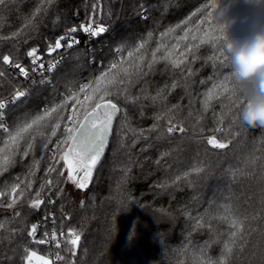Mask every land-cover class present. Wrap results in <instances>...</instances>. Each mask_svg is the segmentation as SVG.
Segmentation results:
<instances>
[{
	"label": "trees",
	"instance_id": "16d2710c",
	"mask_svg": "<svg viewBox=\"0 0 264 264\" xmlns=\"http://www.w3.org/2000/svg\"><path fill=\"white\" fill-rule=\"evenodd\" d=\"M95 2L96 0H55L51 6L45 5L47 11L37 16L36 28L30 30L24 25L32 18L41 0H11L7 6L0 7V53H7L11 47V42L3 38L24 28L25 32L31 31V34L27 43L21 42L18 47L23 63L28 65L29 60L23 55L26 50L37 46L41 51L47 50L49 43L54 42L68 28L85 23L92 15L91 5ZM205 2L207 0H102L103 15L97 12L96 19L108 26L106 34L93 42L83 40L69 50L65 56L67 58L53 73L51 83L41 84L36 80L35 85H29L21 80L12 81L27 86L30 95L9 106L6 125L12 126L45 106L59 103L67 89L87 82L94 74L98 75L107 68L111 61L118 59L114 53L118 45L136 42L152 32L153 37L146 45L149 50V55L145 57L147 61L151 49L160 40L159 34L179 24L180 28L165 37L164 43H177V38L187 30L189 39L180 41V46L176 49L177 56L189 43L194 48L187 53V59L180 68L173 69L170 61H158L146 76L135 83L131 93L141 99L136 104L126 105L129 118L133 128L147 129L153 123V116L161 111L163 105L179 104L181 110L177 113V120L184 121L189 133L196 123V117L202 115V136L212 135L208 129L215 127L213 114L219 115L227 111L223 105L228 104L225 97L229 93L221 94L222 89L217 88L207 111H203L202 102L212 84L222 81L230 68H219L216 71L209 59L215 54V49L211 43L201 42L205 25L201 24V31H196L197 20L203 15L196 10ZM141 5L147 9L146 20L139 15ZM194 12L196 15L192 16ZM230 16L239 18L232 32L241 39L247 38L264 29V0H241L232 9ZM186 20L188 23H184ZM193 34L197 35L196 41L190 39ZM186 65L192 68L193 74L190 77L185 70ZM186 78L188 83L185 86ZM174 81L177 87L172 89ZM10 87L9 82L0 80V98L9 96ZM246 87L250 88L251 85ZM141 89L148 97L155 96L162 89L163 98L153 104L150 98H144ZM229 89L231 90V84ZM91 103L92 101L86 102L85 106ZM118 103L125 106L123 97ZM190 111L192 117H189ZM68 114L66 112L65 116ZM228 122L225 118L222 126L226 127ZM161 123L164 124L165 121ZM118 127L119 124L114 123L109 147L89 188L80 191L71 184L64 185L65 196L58 199L54 194L52 196L56 199L55 206L45 203L39 211L29 210L25 203L27 192L16 206L21 211V217L13 218V209L3 206L11 198L10 186L15 183V178L23 179L27 175L34 157L40 160V164L31 177L32 190L33 193L39 190L45 179L44 172L50 153L42 152L38 143L28 158L17 156L16 162L0 174V191L7 190L9 193L0 197V222L5 223V229H0V264H23L19 248L29 244L27 227L41 224V236L46 229L51 232V219L44 220L49 212L55 213L58 237L61 230L67 232L69 228L81 235L74 261L70 254L63 251L64 243H61V254L68 255L70 264H207L209 257L216 258L221 252L228 239L229 226L224 221L213 220L215 232H209L206 227L194 229L191 217L203 213L210 203L214 210L224 204L249 208V211L252 207H259L262 185L255 179L239 174L233 178L231 173L240 168L251 172L253 169L246 167L245 160L264 158V128H241L228 149H209L206 154L205 149L209 147L206 139L193 138L191 135L165 141L156 139V134L153 133L149 139H140L134 144L130 139L126 140L127 147H122L115 134ZM59 135L58 132L57 136ZM220 136L221 134H217L218 138ZM0 138L6 137L0 134ZM52 139L55 142L56 137ZM166 151L169 155L157 165L156 160ZM198 163L206 165V171L199 176L193 174L190 177L193 181L191 184L183 179L172 184L177 175ZM261 163H264V159L257 163V174ZM125 169L128 170L127 175ZM165 182L168 187L162 189L157 186ZM82 200L85 202L83 207L80 204ZM63 214L70 216V219H63ZM216 214L224 215L223 208L220 207ZM21 219L27 227L9 244L7 237L10 229L16 227ZM205 241L208 243L205 244ZM253 245L257 251L264 249V237L259 233L253 234L243 248L241 242L237 241V246L233 249L234 264H255L256 257L251 255ZM32 249L38 251V254L48 252L44 245H33Z\"/></svg>",
	"mask_w": 264,
	"mask_h": 264
},
{
	"label": "snow or ice",
	"instance_id": "6c2138e0",
	"mask_svg": "<svg viewBox=\"0 0 264 264\" xmlns=\"http://www.w3.org/2000/svg\"><path fill=\"white\" fill-rule=\"evenodd\" d=\"M11 0H0V7L7 6ZM55 0H41L32 14V18L28 19L24 27L34 30L36 28L35 20L37 16L47 11V6H51ZM217 5L214 0H207L197 8L196 12H202V18L197 20L196 31L200 32V25L204 24L203 36L201 42L211 43L215 49V54L209 59L213 62L216 71L219 68H230L227 75L223 76V80L218 84L213 83L212 88L209 89L203 100V111L209 108V101L211 100L217 88L222 89V93H229L225 99L228 101L226 112H221L219 115L213 114L214 128L208 129L213 134L203 137L204 126L201 123L203 116L196 117V123L193 125L192 132L189 133L188 128L185 127L183 120H177V113L181 110L179 104L171 106L163 105L161 111L153 116V123L147 128H133L126 105L136 104L141 97L134 96L131 93L132 87L135 83L146 76L148 71H151L153 65L158 61L171 62L173 69L180 68L187 59L189 53L194 45L189 43L185 45L184 50L179 52L178 56L176 49L180 46V41L189 39V33L185 30L183 36L177 38L175 44H165L164 38L174 32L180 25L175 28H169L165 32H161L160 40L156 47L151 49L150 58L145 61V57L149 55V50L146 47L148 42L152 39L153 33L148 32L145 37L133 43H122L114 49V53L118 59L111 61L107 68L101 71L98 75H93L87 82L74 85L72 88L66 90L62 94V99L59 103H53L50 106H45L37 113L24 117L19 122L12 126L6 125V110L10 105H15L22 98L30 95L29 88L18 83H12L22 79L27 81L29 85H35L36 80L33 78L39 75L42 79L41 84L51 83V80L46 77V72L51 73L56 70L64 59L67 57L60 56L59 59L53 58L47 63H44V56L53 57L54 53H59L62 49L72 50L75 46L80 44V40L75 35L77 32H83L89 37H98L108 31V26L100 23L96 19V13L103 15L102 0H96L91 5L92 15L88 17L85 23L68 28L63 34L58 36L54 42H50L45 53H41L39 47H31L26 50L23 55L29 60V64L25 65L21 58V52L18 47L19 43H27V39L31 31L25 32L24 28L13 32L10 37L3 39L11 42V47L7 53H0V80L9 82L11 84L9 96L7 98H0V174L6 171L16 162V157L20 156L22 159L28 158L32 153L36 144L38 143L41 151L50 153L49 163L45 169V179L40 185L39 190L33 193L31 177L35 175L38 169L40 160L35 157L29 165L27 175L21 179L15 178V183L10 186L11 198L3 206L13 209V218L21 217V211L17 209L18 201L25 198V193L28 195L25 198V203L29 210L39 211L42 205L55 206V197L61 198L66 195V184H71L75 189L85 191L89 188L94 173L98 165L101 163L108 142L113 135L114 123L119 124L116 131V136L122 147H127L126 140H131L134 144L140 139H149L151 134H156L158 140H172L177 136L186 137L191 135L193 138L206 139V144L209 149L224 150L228 149L233 141L238 137L239 130L244 127H251L246 124L240 116V113L247 101V90L239 85L231 71L230 60L224 51V27L217 23L215 19L214 9ZM192 13V16L196 15ZM110 15V13H109ZM139 15L142 19H148L147 9L141 5ZM191 17H189V20ZM188 23V21H184ZM191 41L197 40V35L193 34L190 37ZM90 51V50H89ZM159 54V55H158ZM179 57H183L180 59ZM196 59L193 52V60ZM93 62H95L93 60ZM217 64L219 67H216ZM103 68V63L101 64ZM187 75L190 77L193 74L190 65L185 68ZM183 74V70H182ZM188 80L185 79V86ZM204 83V81H201ZM231 84V90L229 89ZM177 87L174 81L171 85L172 89ZM163 90H159L155 96L148 97L144 95L143 89L141 94L145 99H151L155 104L157 100L162 99ZM2 96V93H0ZM82 97V98H81ZM123 97L124 107L118 103ZM92 101L87 107L86 102ZM190 101V105H191ZM70 105V107H69ZM69 114L65 116V113ZM192 112H189V117H192ZM141 117H143V109H141ZM225 118L228 119V124L223 127ZM161 121H165L164 124ZM198 126V127H197ZM255 128V127H252ZM264 128V127H262ZM60 133L57 136V133ZM217 134H221L220 138ZM53 137H56L53 142ZM51 145V148H49ZM169 152L161 153L160 158L156 160L157 165L160 164L164 157L168 156ZM264 159L257 157L254 159H246V167H251V172L245 171L244 168L237 169L231 174L233 178L239 174L240 176L248 177L249 179L257 180L262 186L260 188L259 207L249 208L233 207L231 204H224L212 208V203L204 210L203 213H198L197 216L191 217L194 221L193 228L206 227L209 232H215L213 228V220H221L229 226L228 239L224 242L221 252L218 257H209L207 264H234L233 249L237 246V241L241 242V248L248 244V238L253 234L259 233L264 237V163L259 164V174H257V163ZM125 169V175H127ZM206 171V165L198 163L197 166L179 174L172 181L175 184L182 179L191 184L190 179L193 174L199 176ZM23 186V187H22ZM160 188H166L169 185L167 182L157 185ZM8 191H0V197L8 195ZM250 199V198H249ZM84 201L80 202L81 207L84 206ZM223 208L224 215L218 216L216 212L219 208ZM51 219L53 227L49 232L47 229L43 232L40 238L37 237L39 224H31L27 227L23 219L19 220L16 227L10 229L9 244L15 240L17 234H22L25 227H27L26 236L29 240L28 245L19 248L21 253V260L23 264H70L68 255L61 254V243H64L63 251L70 254L74 261L76 256V248L78 242L81 240V235L72 228L67 232L60 231L59 239L57 237L56 216L54 212H49L45 215L44 220ZM63 219H70V216L63 214ZM0 229H5V223L0 222ZM208 242L205 241V244ZM33 245H50L47 254H38V251L33 250ZM252 256L256 257L255 264H264V249L256 250L253 245ZM55 249L54 251L52 249ZM15 254V249H13ZM8 258L7 256L5 257Z\"/></svg>",
	"mask_w": 264,
	"mask_h": 264
},
{
	"label": "clouds",
	"instance_id": "9594fccd",
	"mask_svg": "<svg viewBox=\"0 0 264 264\" xmlns=\"http://www.w3.org/2000/svg\"><path fill=\"white\" fill-rule=\"evenodd\" d=\"M241 0H214L215 19L224 27V51L230 60L236 82L247 90V101L240 113L251 127H264V29L239 38L232 29L239 19L230 16ZM226 21V23H225ZM251 85L250 88L246 87Z\"/></svg>",
	"mask_w": 264,
	"mask_h": 264
},
{
	"label": "built area",
	"instance_id": "2783aa9c",
	"mask_svg": "<svg viewBox=\"0 0 264 264\" xmlns=\"http://www.w3.org/2000/svg\"><path fill=\"white\" fill-rule=\"evenodd\" d=\"M106 34V32L104 33V34H102V35H100V36H98V37H89L88 35H86V34H84L83 32H77L75 35L77 36V38L80 40V43L84 40V41H86V42H93V41H96V40H98L99 38H101L103 35H105ZM68 51L69 50H64V49H62L58 54L57 53H54L53 54V57H49V56H47V55H45L44 56V63H45V65L47 66V63L50 61V60H52L53 58H56V59H59V57L60 56H66L67 54H68ZM40 52L43 54V53H45L46 52V50L45 51H41L40 50ZM59 66V65H58ZM58 68V67H57ZM56 68V69H57ZM56 71V70H55ZM55 71H53V72H51V73H47L46 72V77L48 78V79H52V77H53V73L55 72ZM35 80H39V81H41V77L39 76V75H35L34 77H33ZM22 82H24V83H28L27 81H23L22 79H20ZM8 97V96H7ZM7 97H5V98H7ZM9 108V107H8ZM8 108H7V110H8ZM7 110H6V112H7ZM40 225V228L38 229V232H37V237L38 238H40V236H41V224H39ZM43 234V233H42ZM57 237H58V235H57ZM58 239H59V237H58ZM62 245V244H61ZM48 250H49V248H50V245H44ZM53 251L55 250L54 248L52 249ZM41 255H44V254H41Z\"/></svg>",
	"mask_w": 264,
	"mask_h": 264
},
{
	"label": "water",
	"instance_id": "95a60500",
	"mask_svg": "<svg viewBox=\"0 0 264 264\" xmlns=\"http://www.w3.org/2000/svg\"><path fill=\"white\" fill-rule=\"evenodd\" d=\"M113 130H114V126H113ZM111 138H112V136H111ZM111 138H110V140H109V142H108V145H107V147H106V150H105L104 155L106 154V151H107V149H108V147H109V144H110ZM103 157H104V156H103Z\"/></svg>",
	"mask_w": 264,
	"mask_h": 264
}]
</instances>
